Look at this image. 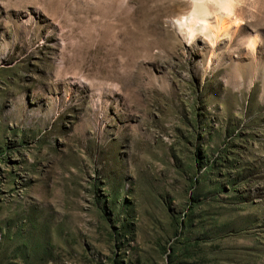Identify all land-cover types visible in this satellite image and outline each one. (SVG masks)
Listing matches in <instances>:
<instances>
[{"label":"rangeland","instance_id":"rangeland-1","mask_svg":"<svg viewBox=\"0 0 264 264\" xmlns=\"http://www.w3.org/2000/svg\"><path fill=\"white\" fill-rule=\"evenodd\" d=\"M244 6L210 63L171 21L188 0H0V264H264V0Z\"/></svg>","mask_w":264,"mask_h":264},{"label":"bare ground","instance_id":"bare-ground-1","mask_svg":"<svg viewBox=\"0 0 264 264\" xmlns=\"http://www.w3.org/2000/svg\"><path fill=\"white\" fill-rule=\"evenodd\" d=\"M188 1L189 9L177 15L171 21L187 44L193 43L198 36L208 39L211 46L209 55V62L211 63L220 40L227 38L232 43L237 40L244 28L242 24L246 0ZM106 15L112 16L113 13H107ZM249 44L254 50L256 40H249ZM62 73L59 72L57 80H62L64 75Z\"/></svg>","mask_w":264,"mask_h":264}]
</instances>
